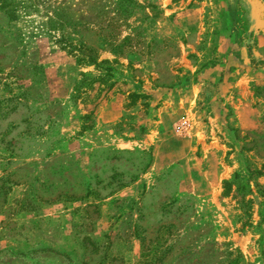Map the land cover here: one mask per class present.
I'll list each match as a JSON object with an SVG mask.
<instances>
[{"label": "rangeland", "instance_id": "1", "mask_svg": "<svg viewBox=\"0 0 264 264\" xmlns=\"http://www.w3.org/2000/svg\"><path fill=\"white\" fill-rule=\"evenodd\" d=\"M111 1L0 9V264H264V0H136L137 59L77 63L48 15Z\"/></svg>", "mask_w": 264, "mask_h": 264}, {"label": "trees", "instance_id": "2", "mask_svg": "<svg viewBox=\"0 0 264 264\" xmlns=\"http://www.w3.org/2000/svg\"><path fill=\"white\" fill-rule=\"evenodd\" d=\"M111 2L115 6V16L108 18L103 23L99 22L97 24L95 21L75 20L71 16V11L74 8L68 4L56 6L48 15L49 26L61 30L59 34L53 35L54 41L58 43L60 48L74 54L77 63L110 64L116 61V59L111 60L108 58L99 60L96 47L99 49L106 48L112 55L126 57L130 62L137 59V52L133 49L138 42L134 44L132 42L135 36L138 35V26H131L125 19L134 13V8L139 4L136 0H112ZM16 7L15 3L0 0V9H4L9 15H12L11 19L15 18ZM82 22L85 23V27L80 30L78 26ZM123 25H126L130 31L120 39V27ZM67 28H70L71 31H68ZM89 34L94 37H88ZM98 42L100 46H97ZM247 48L250 66L264 70V58L253 55V51L258 49L256 42L253 40L252 43H248Z\"/></svg>", "mask_w": 264, "mask_h": 264}, {"label": "crops", "instance_id": "3", "mask_svg": "<svg viewBox=\"0 0 264 264\" xmlns=\"http://www.w3.org/2000/svg\"><path fill=\"white\" fill-rule=\"evenodd\" d=\"M259 47V46H258ZM261 47V46H260ZM264 47V46H263Z\"/></svg>", "mask_w": 264, "mask_h": 264}]
</instances>
